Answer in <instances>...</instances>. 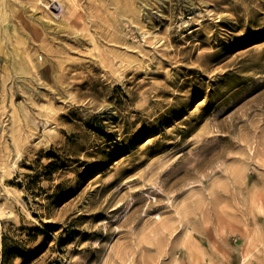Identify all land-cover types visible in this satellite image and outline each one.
<instances>
[{
	"label": "rangeland",
	"instance_id": "obj_1",
	"mask_svg": "<svg viewBox=\"0 0 264 264\" xmlns=\"http://www.w3.org/2000/svg\"><path fill=\"white\" fill-rule=\"evenodd\" d=\"M0 150V264H264V0H0Z\"/></svg>",
	"mask_w": 264,
	"mask_h": 264
},
{
	"label": "bare ground",
	"instance_id": "obj_2",
	"mask_svg": "<svg viewBox=\"0 0 264 264\" xmlns=\"http://www.w3.org/2000/svg\"><path fill=\"white\" fill-rule=\"evenodd\" d=\"M136 10L134 8H129V12L134 16L136 14ZM37 30V29H36ZM35 32V31H34ZM18 67V66H17ZM20 69L25 70L23 66L20 67ZM6 150L8 149L7 147L5 148ZM8 153V152H7ZM4 153H1L0 150V185L4 184V181L9 175L11 174V170L14 169L16 166V160L21 157V153L19 149H17V159L13 163H8V161L5 159ZM20 160V159H19ZM10 161V160H9ZM11 162V161H10ZM5 193H9L7 189H4ZM1 195V192H0ZM8 195V194H7ZM12 215V205L10 202H5V203H0V220L3 219L4 217H10ZM188 248V247H187ZM1 249V247H0ZM198 258V257H197ZM245 259V258H244ZM198 260V259H197ZM199 261V260H198ZM186 262V261H185ZM193 262V261H192ZM195 262V261H194ZM177 264H184V262L180 259L176 261ZM197 264V262H196Z\"/></svg>",
	"mask_w": 264,
	"mask_h": 264
},
{
	"label": "built area",
	"instance_id": "obj_3",
	"mask_svg": "<svg viewBox=\"0 0 264 264\" xmlns=\"http://www.w3.org/2000/svg\"><path fill=\"white\" fill-rule=\"evenodd\" d=\"M0 247H1V240H0Z\"/></svg>",
	"mask_w": 264,
	"mask_h": 264
}]
</instances>
